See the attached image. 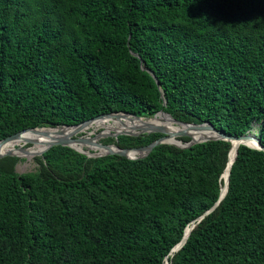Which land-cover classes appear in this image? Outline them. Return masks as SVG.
Here are the masks:
<instances>
[{
	"label": "trees",
	"instance_id": "trees-1",
	"mask_svg": "<svg viewBox=\"0 0 264 264\" xmlns=\"http://www.w3.org/2000/svg\"><path fill=\"white\" fill-rule=\"evenodd\" d=\"M159 109L228 135L254 127L264 144V0H0V139ZM230 146L164 142L131 159L54 145L23 172L1 157L0 264H264V150L238 146L225 195L197 219Z\"/></svg>",
	"mask_w": 264,
	"mask_h": 264
},
{
	"label": "water",
	"instance_id": "water-1",
	"mask_svg": "<svg viewBox=\"0 0 264 264\" xmlns=\"http://www.w3.org/2000/svg\"><path fill=\"white\" fill-rule=\"evenodd\" d=\"M136 54V53H134ZM143 69H146L150 74L155 78V81L157 85L159 86V81L156 78L154 72L142 65ZM161 95L163 96V92L161 91ZM166 100L163 97V103H165ZM163 112L166 115V118H168L170 121H172L174 124L180 126L179 128L176 129H170L166 125L162 124H155L150 121H144L142 124L138 126H131L129 128H117V127H111L108 129L109 131H104V128H100L97 131L94 132H83V133H78L82 126L86 124L87 122L97 119V118H112L113 116H126L129 115L134 118H150L155 116L157 113ZM59 128V131H56L53 135L50 136L48 141L46 142V145L43 149L40 151L34 152L35 155L42 154L44 151L49 149L51 146L54 145H66L74 148L77 151H80L87 156H92V157H97V156H103V155H108V154H118L121 156H125L127 158L135 159V158H141L146 156L154 146L160 143H173L178 146L182 147H187L189 145L202 142V141H207V140H213V139H225L230 141V143L234 140L236 141V150H235V156L237 153L238 146L240 144H245L253 148H258L264 150V144L262 143V140L260 136L253 130L248 129L244 134H241L239 136L235 135H228L226 132L223 130L217 129L214 127V125L209 122H187L183 120H179L174 118L169 112L164 111L163 109H159L156 111L154 114L150 116H140L136 115L133 113H130L128 111H123V110H116V111H111V112H105V113H100L97 114L91 118L85 119L79 123L75 124H62V125H55V126H34V127H27L24 129H21L19 131H16L12 134H9L3 138L0 139V145L5 143L8 140L15 139L19 136L20 132L24 130H36L38 128ZM66 127H73L72 130L69 132H64L63 129ZM196 128H206L210 131L213 132L211 135H203L200 137H194L193 135V130ZM151 132H160L161 135L149 142L146 145H141V146H133V147H121L119 146L116 142H109L105 143L101 141L102 138L112 136L115 139H117L118 135L120 134H126V135H139V134H144V133H151ZM182 136H188V140H182L180 137ZM171 138V139H170ZM174 139V140H173ZM178 140V141H175ZM28 142H31L29 140ZM76 144H87L89 145L90 148H79L76 146ZM231 148V146H230ZM230 148L228 151V156L230 152ZM129 151H134L136 154L135 155H130L128 152ZM30 152L26 149L25 146H17L15 148H11L8 150L0 151V158L6 155H12V156H26L29 155ZM234 156V159H235ZM233 159V160H234ZM227 165V163H226ZM232 163L228 167V175L226 178V189L224 192H222V188L220 187V193L218 199L214 202L212 206H210L208 209H206L202 214H200L197 219L202 218L205 214L211 212L219 203L220 199L225 195L228 187V182H229V173L231 169ZM226 167V166H225ZM222 174V173H221ZM221 177V175H220ZM194 225L193 220L191 221V225L187 226L184 231V235L180 239L179 242H177L171 249L169 254H173L175 251H177L185 242L188 233L192 226ZM188 228V230H186ZM165 264H171V261L167 258V255L165 257Z\"/></svg>",
	"mask_w": 264,
	"mask_h": 264
},
{
	"label": "bare ground",
	"instance_id": "bare-ground-1",
	"mask_svg": "<svg viewBox=\"0 0 264 264\" xmlns=\"http://www.w3.org/2000/svg\"><path fill=\"white\" fill-rule=\"evenodd\" d=\"M144 121H150L153 122L155 124H162V125H166L167 127H169L170 129H176L179 128L180 126L174 124L172 121H170L168 118H166V115L163 112L157 113L155 116L150 117V118H134L131 117L129 115L126 116H113L112 118H97V119H93L89 122H87L86 124H84L81 128V130L78 133H81L83 131L85 132H94L97 131L100 128H104L105 132L109 131L108 129H110L111 127H117V128H129L131 126H138L137 124H132V122H138L139 124H142ZM73 127H66L63 129L64 132H69L70 130H72ZM56 131H59V128H38L36 130H24L22 132H20L19 136L15 139H11L6 141L5 143H3L2 145H0V151H4V150H8L11 148H15L17 146H21L26 144L29 140H31V145H29L28 147H26V149L30 152V155H33L34 152L36 151H40L42 148L43 143H45L48 141V139L50 138L51 135H53ZM213 134L212 131L206 129V128H196L195 130H193V135L194 137H200L203 135H211ZM171 139V138H170ZM174 140V139H173ZM178 141V140H175ZM77 147L80 148V146H78V144H76ZM231 154L229 156L227 165L225 167V171H223L222 175H224V178H227V167L232 163L233 158H234V154H235V150H236V141H232L231 142ZM230 148V150H231ZM130 155H135L136 153L134 151H129L128 152ZM230 153V152H229ZM232 160V161H231ZM224 179V187L222 189V192L225 191L226 189V180ZM188 230V228L186 229Z\"/></svg>",
	"mask_w": 264,
	"mask_h": 264
},
{
	"label": "rangeland",
	"instance_id": "rangeland-1",
	"mask_svg": "<svg viewBox=\"0 0 264 264\" xmlns=\"http://www.w3.org/2000/svg\"><path fill=\"white\" fill-rule=\"evenodd\" d=\"M132 124L140 125L138 122H132L131 125ZM251 130L256 132V129L254 127H252ZM83 132H85V131H83ZM83 132H81V133H83ZM29 145H31V142H27L26 144L21 145V146L28 147ZM35 156H36L35 154L20 156L19 160L16 163L15 169L18 172L29 171V170L35 169L38 166V163L36 162Z\"/></svg>",
	"mask_w": 264,
	"mask_h": 264
}]
</instances>
